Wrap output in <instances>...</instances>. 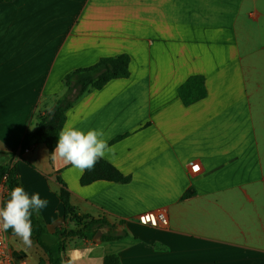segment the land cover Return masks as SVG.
<instances>
[{
    "label": "crops",
    "instance_id": "0c3cea01",
    "mask_svg": "<svg viewBox=\"0 0 264 264\" xmlns=\"http://www.w3.org/2000/svg\"><path fill=\"white\" fill-rule=\"evenodd\" d=\"M121 53L129 75L84 92L65 123L102 129L103 159L126 183L82 185L80 170L42 143L19 152L65 93L67 73ZM192 75L206 94L184 104L178 88ZM0 151L12 153L19 186L49 202L38 212L47 239L74 225L63 220V186L78 214L126 232L66 238L62 264L109 254L121 264H264V0L0 2ZM159 209L165 227L139 221Z\"/></svg>",
    "mask_w": 264,
    "mask_h": 264
},
{
    "label": "trees",
    "instance_id": "16d2710c",
    "mask_svg": "<svg viewBox=\"0 0 264 264\" xmlns=\"http://www.w3.org/2000/svg\"><path fill=\"white\" fill-rule=\"evenodd\" d=\"M10 0H0L5 2ZM129 56L125 53L114 56L101 57L92 65L80 67L67 73L63 82L65 93L57 100L54 107L44 116H41L34 131H25L19 144V152L29 148L32 142L42 143L49 153H52L58 139L60 129L66 120V111L86 91L102 88L109 80L127 77L129 75ZM178 94L184 104L201 99L206 94L204 79L201 75L188 77L178 88ZM12 153L0 151V176L7 175L10 191L19 186L16 170L7 160ZM107 180L126 183L128 176L123 175L105 159L99 160L92 170L84 171L80 177L82 185L95 180ZM192 194L189 190L185 197ZM10 197V195H9ZM63 206V220L74 223L72 229H57L52 239H47V229L41 216L37 212L31 215L33 239L46 256L48 264H62V251L66 238L98 239L102 242L114 241L126 235L118 231L117 226L110 223L105 217H92L87 214H78L69 203L68 192L63 186L58 192ZM100 232L99 236H96ZM103 264H121L116 255L104 256Z\"/></svg>",
    "mask_w": 264,
    "mask_h": 264
},
{
    "label": "clouds",
    "instance_id": "9594fccd",
    "mask_svg": "<svg viewBox=\"0 0 264 264\" xmlns=\"http://www.w3.org/2000/svg\"><path fill=\"white\" fill-rule=\"evenodd\" d=\"M110 151L102 129L84 131L66 122L59 131L52 154L53 159L59 157L83 173L92 170ZM9 195L10 198L0 207V231L12 229L25 246L31 247L33 244L31 215L47 207L49 202L42 199L39 193L29 196L22 186L13 187Z\"/></svg>",
    "mask_w": 264,
    "mask_h": 264
},
{
    "label": "built area",
    "instance_id": "2783aa9c",
    "mask_svg": "<svg viewBox=\"0 0 264 264\" xmlns=\"http://www.w3.org/2000/svg\"><path fill=\"white\" fill-rule=\"evenodd\" d=\"M190 169L196 172L199 169L198 163H190ZM9 194V181L7 175L3 174L0 176V207L3 206ZM139 221L152 226L165 227L168 223V218L166 212L163 209H159L140 215ZM0 264H32L25 258H17L13 255L9 245L7 231H0Z\"/></svg>",
    "mask_w": 264,
    "mask_h": 264
},
{
    "label": "rangeland",
    "instance_id": "374dc122",
    "mask_svg": "<svg viewBox=\"0 0 264 264\" xmlns=\"http://www.w3.org/2000/svg\"><path fill=\"white\" fill-rule=\"evenodd\" d=\"M73 225H59V228L65 229V230H70L72 229ZM8 234L11 235V246L14 249L15 254L18 253V256L21 258L25 259H30L33 258L35 259L38 263L43 264L45 261V255L43 251L40 249L38 244L34 241L33 239V234H32V248L25 246L22 241L20 240L19 237H17L12 229L7 230Z\"/></svg>",
    "mask_w": 264,
    "mask_h": 264
},
{
    "label": "water",
    "instance_id": "95a60500",
    "mask_svg": "<svg viewBox=\"0 0 264 264\" xmlns=\"http://www.w3.org/2000/svg\"><path fill=\"white\" fill-rule=\"evenodd\" d=\"M98 234H100V232H98Z\"/></svg>",
    "mask_w": 264,
    "mask_h": 264
}]
</instances>
